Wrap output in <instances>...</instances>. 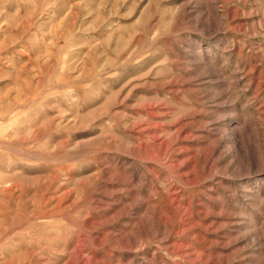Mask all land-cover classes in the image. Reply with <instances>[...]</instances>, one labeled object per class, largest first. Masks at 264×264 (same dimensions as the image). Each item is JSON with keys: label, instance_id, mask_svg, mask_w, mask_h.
<instances>
[{"label": "rangeland", "instance_id": "1", "mask_svg": "<svg viewBox=\"0 0 264 264\" xmlns=\"http://www.w3.org/2000/svg\"><path fill=\"white\" fill-rule=\"evenodd\" d=\"M0 264H264V0H0Z\"/></svg>", "mask_w": 264, "mask_h": 264}]
</instances>
